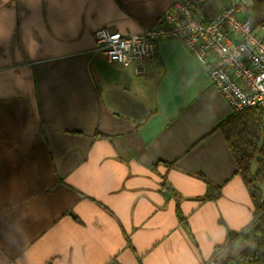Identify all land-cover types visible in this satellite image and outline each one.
Returning <instances> with one entry per match:
<instances>
[{
  "label": "crops",
  "instance_id": "0c3cea01",
  "mask_svg": "<svg viewBox=\"0 0 264 264\" xmlns=\"http://www.w3.org/2000/svg\"><path fill=\"white\" fill-rule=\"evenodd\" d=\"M173 1L0 0V264H238L253 207L206 68L176 39L144 76L93 52Z\"/></svg>",
  "mask_w": 264,
  "mask_h": 264
},
{
  "label": "built area",
  "instance_id": "2783aa9c",
  "mask_svg": "<svg viewBox=\"0 0 264 264\" xmlns=\"http://www.w3.org/2000/svg\"><path fill=\"white\" fill-rule=\"evenodd\" d=\"M205 1L174 0L172 10L138 33L98 29L93 52L144 76L155 60L158 41L181 40L206 68L232 112L264 109V18H240V6L225 0L206 19L200 8Z\"/></svg>",
  "mask_w": 264,
  "mask_h": 264
},
{
  "label": "trees",
  "instance_id": "16d2710c",
  "mask_svg": "<svg viewBox=\"0 0 264 264\" xmlns=\"http://www.w3.org/2000/svg\"><path fill=\"white\" fill-rule=\"evenodd\" d=\"M264 109L233 111L218 122L253 207L252 218L238 233V264H264ZM255 164V170L252 166Z\"/></svg>",
  "mask_w": 264,
  "mask_h": 264
},
{
  "label": "rangeland",
  "instance_id": "374dc122",
  "mask_svg": "<svg viewBox=\"0 0 264 264\" xmlns=\"http://www.w3.org/2000/svg\"><path fill=\"white\" fill-rule=\"evenodd\" d=\"M262 117H264V116H262ZM252 170H255V164H253V166H252Z\"/></svg>",
  "mask_w": 264,
  "mask_h": 264
}]
</instances>
